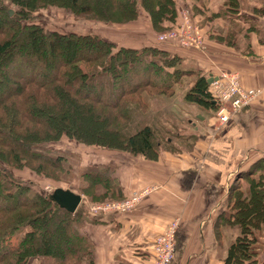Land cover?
I'll use <instances>...</instances> for the list:
<instances>
[{
    "label": "trees",
    "instance_id": "obj_1",
    "mask_svg": "<svg viewBox=\"0 0 264 264\" xmlns=\"http://www.w3.org/2000/svg\"><path fill=\"white\" fill-rule=\"evenodd\" d=\"M179 1L0 0V264H28L33 258L41 259L42 264L95 262V248L79 229L85 211H67L53 198L57 188L53 193H38L30 183L17 178L13 169L28 167L60 181L67 171L65 158L50 153L47 145L62 137L157 160L162 151L160 131L172 127L177 132L181 124L147 123L125 135L120 129L131 120L129 99L139 94L141 107L147 108L150 104L143 94L154 90L160 96L173 97L186 77L194 79L184 91L181 114L189 111L192 115L186 107L194 106L214 115L219 106L208 79L180 68L181 58L160 47L169 41L155 40L134 48L98 33L46 30L33 22L34 13L55 6L99 23L122 25L139 20L143 10L153 31L161 32L180 23ZM189 1L202 5L206 0H182ZM243 3L224 0L219 10L227 16L236 15L243 10ZM11 7H15L12 14ZM191 8L198 10L194 4ZM252 12L263 15L264 6L254 7ZM250 28L258 30L255 25ZM35 65L38 70L32 67ZM138 67L142 78L128 82ZM189 116L183 121L193 128ZM114 171L113 164L85 168L81 174L83 193L95 201L123 198ZM237 179L227 195L229 214L216 221L217 228L226 224L238 226L240 231L228 246L224 263L264 264L256 258L257 232L264 229V159ZM93 188L97 192H92Z\"/></svg>",
    "mask_w": 264,
    "mask_h": 264
},
{
    "label": "crops",
    "instance_id": "obj_2",
    "mask_svg": "<svg viewBox=\"0 0 264 264\" xmlns=\"http://www.w3.org/2000/svg\"><path fill=\"white\" fill-rule=\"evenodd\" d=\"M239 16H224L230 30L225 34L219 28L217 34L214 27L216 38L205 37V50L180 47L175 42L161 43L160 47L179 56L188 66L184 69L197 71L207 79L223 70L239 72L245 88L264 90L262 32L252 30L251 25L245 27ZM254 22L258 29H264V15ZM203 24L207 32L209 24ZM144 26L135 21L115 27L131 39L115 36L112 40L134 48L148 45L155 36L148 23ZM222 35L231 41L243 35L249 41L245 50L251 48L252 55L238 51ZM211 116L199 119L196 126L193 124L192 134L184 137L194 140L190 149L179 146L163 150L157 160L121 152L101 159L115 166L114 177L124 196L152 191L129 212L87 214L80 230L95 248V264H151L154 237L176 218L180 225L171 264H225L222 258L228 245L222 247L218 238L227 228H217L216 221L227 211V195L233 183L264 158V91L227 123L219 125Z\"/></svg>",
    "mask_w": 264,
    "mask_h": 264
},
{
    "label": "rangeland",
    "instance_id": "obj_3",
    "mask_svg": "<svg viewBox=\"0 0 264 264\" xmlns=\"http://www.w3.org/2000/svg\"><path fill=\"white\" fill-rule=\"evenodd\" d=\"M223 2H224V0H206L204 4L200 5L199 3L198 4L191 3V1H189V3H187V2L184 3L181 0V1H179V8L182 9L181 10V17L183 15V13L185 11H187V13L191 15L192 23L194 25H196L197 28L199 29V32L202 36L201 38H203L204 42H206L205 37H208V36L215 37V34H212L214 27L217 30L216 33L218 32L219 28H223V33H225V34H227L226 32L228 31V29L230 30V25L224 21V19L226 18V17L224 18V16H227V15L224 12H223L224 13L223 14L222 11L219 10L221 3H223ZM193 4L196 7H198L197 11L195 10V8H191V7H193ZM261 6H264V3L261 2V0H244V3L242 5L243 10L240 12L241 15L236 14V16H235V14H231V17L237 18L240 15L239 16V18L241 20L240 22H242L243 25L248 28L250 25L255 24L254 21L256 20V18H259V17L261 18L264 15V14L261 15L260 13L255 14L252 12L254 7H261ZM14 8L15 7H11L10 10L13 11ZM141 12H142L141 17H143V18L141 19V17H140L139 20H136L137 24L144 26L148 23V25H150V27H151L149 15L143 10ZM245 15H247V16H245ZM145 17H146V19H144ZM33 22L41 24L43 27L46 28V30L51 29V30H58L61 32H74L75 31V32H79V33H98V34H101L103 36L105 35L111 39H114L115 36H117L118 39L121 37H124L122 40L131 39L130 35L127 32H125V31L121 32L120 31L121 29L115 30V27H118L121 25H118V24L107 25L104 23H99L97 21H93V20L86 19L84 17H79L76 15H73V13L71 11H69L65 8H60V7H55V6L42 8L39 11L35 12ZM133 22L135 23V21H132L130 23L132 24ZM206 22L209 24V28H210V29H208L207 32L205 31L204 27L202 26V25H204L203 23H206ZM130 23H127V24L130 25ZM127 24H122V25H127ZM257 31H258V33L262 32V35H259L261 38L264 37V34H263L264 29L263 30L258 29ZM153 32H154L155 38L153 39V41L151 40V42L148 44H153L155 42V40H158V35L161 33L167 32V30L161 31V32H156V31H153ZM232 32H233V30L230 31V33H232ZM129 33H130V31H129ZM222 36H224V35H222ZM224 37H226L227 43L230 45L232 44V46L235 49H237L238 51H241V49H242V50H244V52H243L244 54L250 52L252 55V52L250 51L251 48H246V50H245V47H248L249 41L243 35H241V37H237L233 41H231L232 38H230L228 36H224ZM261 42L264 44V40H262ZM196 50H198V49H196ZM263 61H264V58H263ZM178 66L180 68L188 67L185 64H183L182 59H181ZM32 67L35 70L39 69L37 67V65L32 66ZM140 68L141 67H138V69L135 72L130 73L131 78L128 77V82H131L132 79L134 81L135 79L140 80L142 78ZM223 71H225V70H223ZM226 72H228V71H226ZM236 73H238L240 75L239 72H236ZM25 75H26V77L31 76V72L27 68L25 70ZM193 79H194V77H186L184 79L182 85H179L178 91H177L176 95H174L173 97L160 96V95L156 94V92L154 90L150 94H143L144 96H146L147 102L150 104L147 108L141 107V105H140L141 96H139V94H137L135 96H131L129 99V104H128V106H129L128 112H129V115L131 117V120L128 123H126L125 126L121 127V129H120L121 132L125 135H129V134L137 131L142 126L147 125V123L149 125H153V124H157L160 122V123H162L168 127V126H170L169 124H171L173 122H177V123L181 124V126H179L180 129L179 130L177 129L178 130L177 132H176V129L172 128V127H170L171 131L167 130V132L166 131L164 132L163 129L160 131V135H162L161 138H159L162 142V149L161 150L162 151L163 150L164 151H170L172 149L176 150L179 146H181V148H184V149H188V148L190 149L192 147L194 140L192 141V139H188V138H184V137L185 136L188 137L187 135H191L192 132L194 131V127L193 128L190 127V125L186 124V122L183 121V119L186 116H189L188 115L189 111L186 112V114H181V112H182V110H184L182 108L184 106L183 105L184 91L190 87V81H192ZM240 79H241V75H240ZM241 85H242V81H241ZM247 89H253V88H247ZM257 89H260L262 91V93L264 91L262 88H257ZM261 94H259L246 107L250 106L258 97H260ZM188 108L193 113L189 117L193 119V121H191V122L195 126L197 125V121L199 119L203 118V116L204 117L210 116V114L207 112L199 111L200 113H198L197 116L194 117L195 114L198 112V110H196L197 108H195L194 106H187L186 109H188ZM238 111L239 110L233 112L231 117L229 118V120ZM86 117H87V119H88V117L91 118V116H86ZM213 117L215 119V122H217V124H219V125L227 123L229 121L228 120V121L222 123V122H220L217 115L215 116V114H214L213 116H211V118H213ZM92 119H93V117L91 118V120ZM104 120L106 121L108 119L104 118ZM87 124H88V126L93 125V123L91 124V122L90 123L87 122ZM179 132H180V134H177ZM160 135H158V136H160ZM189 138H192V137L189 136ZM170 139L172 140L171 143L168 142V141H170ZM47 146L49 147L50 153L62 155L65 158V167H66L67 171L65 172V174L62 173L61 178L59 179L60 181H55V180L52 181V179L47 178L44 174H38L37 172L33 171L32 169H30L28 167L13 169V173L15 174V176L17 178L22 180L24 183L25 182L30 183V185L34 188V190L38 191V193L39 192H42V193H51L52 192L53 193V191L58 187L64 188V189H69V190H72L76 193H79L78 191L83 193L82 188L84 185V181H83L84 179L81 177V174H82V172L85 171V168H90L91 166H97L99 164H111L109 162H104L103 160H101L102 158H104L108 154H112L114 152L118 153V154L120 152H121V154L126 153V152H122L120 150L106 149V148L100 147V146L93 144V143L91 145L83 144V143H80L79 141L71 140L67 137H62L59 141L52 142V143L48 144ZM54 177H58L55 172H54ZM245 187H244V189H245ZM92 190H93L92 192H94V193L97 192L96 188H93ZM150 191H152V189L149 190V193L147 195H149L151 193ZM140 192H142V191H140ZM140 192L136 191V193H140ZM136 193H133L130 196H124L121 199L120 198H114V197L113 198L105 197L106 199L105 198H103V199L98 198V200H96V201H95V199L93 200L89 195H86L85 193H83V194L79 193L83 199H82V202L78 208L83 209L85 211L86 217H87V214H89V213L91 215H95V213H91V207H92L91 205H94V206L95 205H108L109 206V204H111V203L120 202L121 200L131 198ZM88 194H91V192ZM147 195H145V196H147ZM144 197H142V199ZM136 205L132 209H134L136 207ZM129 211L130 210H128L126 212H129ZM225 213L229 214L228 209ZM177 219L178 218H176L174 220H177ZM179 222H180V219H179ZM81 223H83V221ZM81 223L79 224V229H81ZM223 227H225L227 229L225 230V229H223ZM219 229L225 230L223 232L220 231V236L218 238L221 242L220 244L222 245V247H223V245H224V247L226 245L229 246L230 244H228V243L235 241L236 236L240 232L238 226H232V225H226V224L221 225ZM178 230H179V226H178ZM164 231H162L161 233H158L154 237V240H156L157 236L159 234H162ZM231 232L233 233L232 235H231ZM20 234L21 233H19L18 235H20ZM257 236H258L259 243L256 245V248L258 250V257H256V258H258L259 263H261V262H264V244H263L264 243V229L258 231ZM16 238H18V236L13 238V239L16 240ZM176 239H177V237H176ZM228 246H227V248H228ZM227 248L224 249L225 251L223 253V255H224L223 258L226 257ZM153 254H154V252H153ZM153 258H154V255H153ZM223 261H224V259H223ZM28 264H42V262H41V259H39V258H33L28 262ZM93 264H95V262ZM151 264H152V262H151Z\"/></svg>",
    "mask_w": 264,
    "mask_h": 264
},
{
    "label": "built area",
    "instance_id": "obj_4",
    "mask_svg": "<svg viewBox=\"0 0 264 264\" xmlns=\"http://www.w3.org/2000/svg\"><path fill=\"white\" fill-rule=\"evenodd\" d=\"M196 25L191 21V15L185 11L181 17L180 23L167 32L158 35L161 42H175L180 47L194 48L205 50L206 44ZM240 75L236 72L223 71L213 78L210 84V92L214 96L215 103L219 106L215 112V116L220 122H226L232 113L249 105L259 94L260 89H247L241 85ZM149 193V189H145L140 193H136L133 197L121 200L120 202L108 205H91V213H123L131 210L145 195ZM83 199V198H82ZM179 219L173 220L168 224L165 231L159 234L154 240L153 252L154 258L152 264H170L175 258L176 237Z\"/></svg>",
    "mask_w": 264,
    "mask_h": 264
},
{
    "label": "water",
    "instance_id": "obj_5",
    "mask_svg": "<svg viewBox=\"0 0 264 264\" xmlns=\"http://www.w3.org/2000/svg\"><path fill=\"white\" fill-rule=\"evenodd\" d=\"M13 11L10 10V14ZM213 78L208 79L210 84ZM54 200L67 211L74 213L82 202V196L72 190L57 188L53 193ZM264 244V243H263Z\"/></svg>",
    "mask_w": 264,
    "mask_h": 264
}]
</instances>
